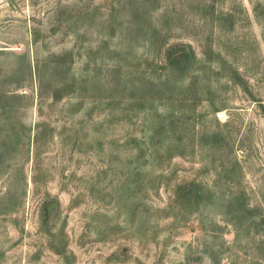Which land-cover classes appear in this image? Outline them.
<instances>
[{
  "label": "rangeland",
  "instance_id": "1",
  "mask_svg": "<svg viewBox=\"0 0 264 264\" xmlns=\"http://www.w3.org/2000/svg\"><path fill=\"white\" fill-rule=\"evenodd\" d=\"M0 264H264V0H0Z\"/></svg>",
  "mask_w": 264,
  "mask_h": 264
}]
</instances>
